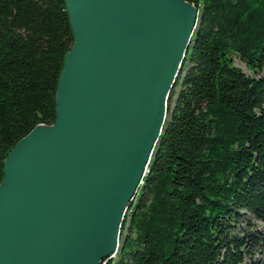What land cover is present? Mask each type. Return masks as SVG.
Returning <instances> with one entry per match:
<instances>
[{
	"label": "trees",
	"instance_id": "1",
	"mask_svg": "<svg viewBox=\"0 0 264 264\" xmlns=\"http://www.w3.org/2000/svg\"><path fill=\"white\" fill-rule=\"evenodd\" d=\"M188 1L196 23L148 171L100 264H262L264 0ZM72 41L64 0H0V181L12 146L55 120Z\"/></svg>",
	"mask_w": 264,
	"mask_h": 264
},
{
	"label": "water",
	"instance_id": "2",
	"mask_svg": "<svg viewBox=\"0 0 264 264\" xmlns=\"http://www.w3.org/2000/svg\"><path fill=\"white\" fill-rule=\"evenodd\" d=\"M56 118L8 151L0 264H100L161 132L196 22L188 0H64Z\"/></svg>",
	"mask_w": 264,
	"mask_h": 264
},
{
	"label": "rangeland",
	"instance_id": "3",
	"mask_svg": "<svg viewBox=\"0 0 264 264\" xmlns=\"http://www.w3.org/2000/svg\"><path fill=\"white\" fill-rule=\"evenodd\" d=\"M196 23V22H195ZM236 59H235V65H238V66H240L246 73H249V74H251L252 73V71L244 64V62L243 61H241L238 57H235ZM261 74H264V69L261 71ZM258 223H259V225H260V227H264V222L263 221H261V220H258ZM120 241V240H119ZM257 255H260V253L259 254H257ZM115 255L114 254H112V255H110L109 257H114ZM105 262V261H104ZM104 262L102 263V264H104ZM262 264H264V258H263V261H262Z\"/></svg>",
	"mask_w": 264,
	"mask_h": 264
},
{
	"label": "bare ground",
	"instance_id": "4",
	"mask_svg": "<svg viewBox=\"0 0 264 264\" xmlns=\"http://www.w3.org/2000/svg\"><path fill=\"white\" fill-rule=\"evenodd\" d=\"M152 150H153V149H152ZM150 157H151V154H150ZM149 160H150V158H149ZM149 160H148V162H149ZM148 162H147V164H148ZM147 164H146V166H145V168H144L143 175L145 174V172H147V171H148ZM141 180H142V178H141ZM126 210H127V209H126ZM125 213H126V212H125Z\"/></svg>",
	"mask_w": 264,
	"mask_h": 264
}]
</instances>
